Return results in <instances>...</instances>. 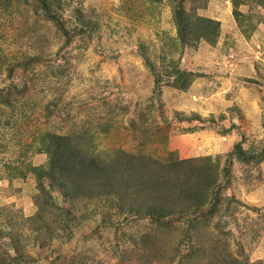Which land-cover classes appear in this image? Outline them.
<instances>
[{
  "label": "rangeland",
  "instance_id": "obj_1",
  "mask_svg": "<svg viewBox=\"0 0 264 264\" xmlns=\"http://www.w3.org/2000/svg\"><path fill=\"white\" fill-rule=\"evenodd\" d=\"M0 264H264V0H0Z\"/></svg>",
  "mask_w": 264,
  "mask_h": 264
},
{
  "label": "trees",
  "instance_id": "obj_2",
  "mask_svg": "<svg viewBox=\"0 0 264 264\" xmlns=\"http://www.w3.org/2000/svg\"><path fill=\"white\" fill-rule=\"evenodd\" d=\"M54 139H58V137H54ZM46 151L50 157V167L48 168V174L46 172L45 175L50 177L56 187L58 189H61V191H64L65 195H67L71 188L74 186L76 180L82 178L83 183L81 186L85 187V190H87L88 192H92L95 189L97 190V193H99L98 195L101 194L103 195V197H108L107 199L110 205L115 206L118 209L121 208L120 201L125 196V187H117V184L114 181V175H112V173L97 171V169H93L89 166H70V162H62L63 160H65L64 158L66 156V149H64L62 142L61 145H53L51 149L47 148ZM234 153H236V157H238L240 161L249 162L250 159H255L253 156L246 155L237 145L234 147ZM42 175L44 174L42 173L41 176ZM204 179H207V176ZM214 183L215 181L212 183V179H210L209 182H206L205 187L214 188ZM182 196H185L186 200H193V198L198 199L199 193H191L190 191H186V193L183 192ZM203 201L204 200H202L201 203H203ZM194 202L195 209H193V212H197L199 210L200 203H198L197 205V201ZM215 203H217V201ZM180 208L182 209V207ZM211 213H214V211H211ZM153 215L154 220H156L157 222L165 217L164 214H160L159 216L155 212Z\"/></svg>",
  "mask_w": 264,
  "mask_h": 264
}]
</instances>
